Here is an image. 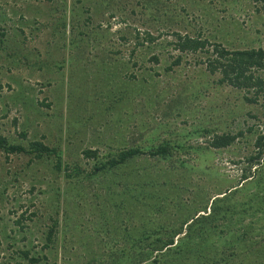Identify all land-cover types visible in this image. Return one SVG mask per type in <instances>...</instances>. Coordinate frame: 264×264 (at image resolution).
Wrapping results in <instances>:
<instances>
[{"label":"rangeland","instance_id":"374dc122","mask_svg":"<svg viewBox=\"0 0 264 264\" xmlns=\"http://www.w3.org/2000/svg\"><path fill=\"white\" fill-rule=\"evenodd\" d=\"M173 32L264 50V0H0V135L40 140L56 148L60 169L81 170L66 177L49 156L0 151V264H32L21 251L45 256L34 264H160L145 253L149 241L179 227L175 264H264L255 182L264 150L261 167L240 178L263 110L217 83L202 52L171 64ZM237 131L230 145L207 146L213 133ZM164 141L169 158L148 155ZM128 146L146 153L86 174L82 149ZM226 193L232 207L219 202L187 237L192 218ZM143 231L151 234L132 246L122 239Z\"/></svg>","mask_w":264,"mask_h":264},{"label":"trees","instance_id":"16d2710c","mask_svg":"<svg viewBox=\"0 0 264 264\" xmlns=\"http://www.w3.org/2000/svg\"><path fill=\"white\" fill-rule=\"evenodd\" d=\"M174 40H172V49L178 51L179 54L176 55L171 64L176 65L180 62V54L183 52L186 53H195L202 52L205 55V58L202 60L204 63V68L210 73H217L219 77L217 78V83H223L240 89L243 91V99L248 103L258 104L263 110L264 116V50L262 48H249V49H227L222 44L218 42H210L205 38H201L198 34H181L179 32H173ZM144 39L146 41H152L153 37L145 33ZM153 61H156L157 58L152 56L150 58ZM171 66H167L166 69H169ZM258 128L255 130L253 148L254 154L248 155L245 157L246 167L241 170V179H246L249 176L250 168L261 167V155L264 150V119L258 124ZM247 130H251V127H248ZM207 132V130L205 131ZM242 131H237L236 133H213L210 136V139L207 141L208 147L213 148H222L230 145L236 137L242 135ZM24 136V133L21 134ZM0 151L5 153H25L32 155L29 159L33 158H42V157H51L52 164L57 171H65V176H78L81 172L80 168L74 165H64L60 169L62 162L57 154L56 148L49 147L40 140H30L26 145H21L17 143H12L7 140L3 135H0ZM172 149L169 142H162L156 146H152L147 150L149 156H157L162 159H167L170 156ZM81 156L88 160L90 165L89 172H86L87 175H93L103 170H110L120 163L125 162L127 159L132 156L143 152V150L137 146H128V147H119L115 148L112 151H107L104 154H99L95 148H84L81 150ZM262 172L264 173V164L262 165ZM256 183H262L261 188L264 190L263 182L264 177H258L255 180ZM260 191H262V189ZM227 194V195H226ZM216 198V200L209 206V212L205 215L197 216L192 218L191 223L186 227L187 237L195 232L194 223L200 221H212L217 213V208L221 206L219 202L225 203L228 207H232L233 202L229 201V193ZM264 201V195L260 194L259 202ZM123 206L127 209L126 203ZM122 206V207H123ZM16 223H19V220H16ZM57 225L56 220L52 221V224L47 228L45 239L49 243L51 238L54 236V230ZM162 230L163 227H161ZM181 227L178 229H172L166 238L163 239V234L157 236L150 240L149 250H146L145 253H151L155 251L153 255L152 263L160 264H175L174 261L180 257V248L174 244L173 236L179 233ZM159 233V231H157ZM204 232V228L201 226L198 227L197 233ZM245 233V232H244ZM151 232H142L134 239L131 235L124 233V238L132 239L130 240L132 246L133 243L141 242V240L147 239ZM127 239V240H128ZM47 243V244H48ZM44 247H46V245ZM131 250V248H129ZM138 252V251H137ZM139 253V252H138ZM20 255L25 260L30 263H36L40 258L45 256L36 257L28 256V251H21Z\"/></svg>","mask_w":264,"mask_h":264}]
</instances>
